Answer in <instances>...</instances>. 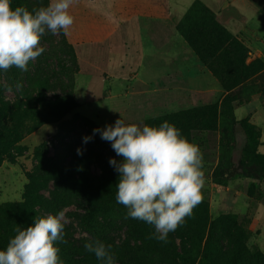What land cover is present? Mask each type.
<instances>
[{
	"label": "rangeland",
	"instance_id": "rangeland-1",
	"mask_svg": "<svg viewBox=\"0 0 264 264\" xmlns=\"http://www.w3.org/2000/svg\"><path fill=\"white\" fill-rule=\"evenodd\" d=\"M25 1L30 5L29 10L44 5L41 0ZM189 1L171 0V7H176L178 2L182 5ZM196 1L214 13L217 22L248 48L246 63L256 60L264 62V58L255 54L258 50L264 52V0H193ZM186 11L170 24L175 32ZM137 22L134 19L131 23L134 28L129 29L123 39L124 44L131 41L133 46L130 48L127 45V50L121 46L112 56L111 64L101 54L108 52L106 44L96 49L92 45L75 49L74 46L69 47L60 34L46 32L41 38V46L45 51L29 62L27 72L16 67L7 73L0 72L2 98L12 108L32 106L40 110L38 92L41 89L38 84L42 81L47 82V87L42 90L45 99L53 101L56 97H72L77 104L60 122L42 125L25 134L12 151L11 157L3 159L0 164V204L21 202L29 177H45L44 186L39 191L42 203L36 208V217L57 214L61 210L65 212L67 243H57L64 264H101L94 254L84 248V244L90 240L111 244L115 264H214L212 257L218 251L215 246L217 244L223 256H232L233 263L240 264V252L233 253V249L240 244L234 236L235 230H231L229 223L222 221L228 219L234 220L233 226L242 233V243L251 254L264 253V178L252 180L243 177L239 170H234L225 186L213 183L212 172L222 154L219 130L195 136L194 143L199 145L204 160L202 202L181 227L169 233L167 243L149 238L155 231L152 225L132 218L125 219L127 209L121 204L113 205L107 216L96 220L90 233L83 232L80 222L85 215L86 204L58 188L48 177L47 172H51L50 168L54 165L73 167L76 170L81 164L88 166L95 182L104 171L113 170L119 177L109 160L115 158L121 162L123 158L116 155L111 143L102 140L99 133L87 144L83 143V137L92 136L95 128L114 125L120 118L126 124L142 126L149 118L172 113L176 109H190L177 108V97H156L154 87L144 96H125L123 75L129 68L125 64L129 60L128 53L148 52L155 46L146 31L135 28ZM157 37L168 41L174 36L167 32L159 33ZM110 75L112 78L119 75L120 79L107 80L106 76ZM17 82L23 85L20 90L16 89ZM136 85L139 88L140 84ZM6 86H10L11 91L6 90ZM248 87L250 97L232 104L234 115L237 108L242 107L237 112L238 118L240 114L246 115V110H249L248 117L241 120L255 126L260 133L257 151L264 155V146H260L261 131L264 142V115L256 116L261 120L253 117L255 124L250 120L253 113L250 104L253 99L260 98L264 105V71L254 77ZM218 88L216 101H221L225 93L220 86ZM197 100L191 108L198 106ZM233 133V149L229 152L225 150L224 154L231 158V164L237 168L247 148L248 137L239 126L235 127ZM77 148L83 150V155L77 154ZM211 228L213 232L210 233ZM15 229L6 228L0 216V250L6 248L9 239L15 235ZM177 255H182L185 261L178 259Z\"/></svg>",
	"mask_w": 264,
	"mask_h": 264
},
{
	"label": "trees",
	"instance_id": "trees-1",
	"mask_svg": "<svg viewBox=\"0 0 264 264\" xmlns=\"http://www.w3.org/2000/svg\"><path fill=\"white\" fill-rule=\"evenodd\" d=\"M47 5L49 0H41ZM19 5H30L25 0H12L13 8ZM42 4V6H44ZM32 6V5H31ZM170 0H74L70 13L74 17V24L67 34L59 33L69 45L82 41L98 39L93 33V25L108 31L122 25L129 17L148 16L166 19L169 16ZM177 33L187 43L197 56L200 63L218 81L221 90L225 93L221 101L193 107L186 110L167 113L145 120L144 124L159 126L164 121L174 124L181 130V135L194 143L195 136L201 133H220L221 158L212 172L213 183L225 186L230 173L239 170L242 176L252 180L264 178V155L258 153V139L260 133L255 126L245 120H236L234 102H241L250 97V81L264 71V62L259 60L246 63L248 48L220 25L214 13L200 2H193L176 26ZM47 82H40L41 91L39 101L41 109L28 106L22 108L10 107L2 98L0 84V164L5 158L12 155L16 145L25 134L35 131L45 124H55L77 107L72 97L59 98L53 101L44 98L42 90ZM31 124V125H30ZM239 126L248 137V145L243 158L237 168L231 164V158L224 154L234 146V130ZM78 169L54 165L48 173L58 188L75 196L86 204L85 215L81 219L80 228L90 233L93 224L100 217L107 216L113 205L118 204L115 199L117 174L113 171H104L95 182L87 165H79ZM46 178L42 176L29 177L25 186L23 200L17 203L0 204V216L4 219V226L12 229L26 228L36 217V208L42 203L39 191L44 186ZM229 223L234 236L240 243L233 253L240 255V264H264V253L251 254L243 245V235L234 227V220H222ZM215 224H212L211 227ZM213 232L212 228L210 233ZM214 264H232L233 257H225L221 253L220 245H215ZM212 255V256H213ZM177 258L185 261L182 255ZM237 264V263H233Z\"/></svg>",
	"mask_w": 264,
	"mask_h": 264
},
{
	"label": "clouds",
	"instance_id": "clouds-1",
	"mask_svg": "<svg viewBox=\"0 0 264 264\" xmlns=\"http://www.w3.org/2000/svg\"><path fill=\"white\" fill-rule=\"evenodd\" d=\"M74 0H49L47 5L29 10L12 0H0V72L12 67L28 71V64L44 51L41 38L46 32L67 34L74 24L70 13ZM23 85L16 83V89ZM6 90L11 91L10 86ZM97 133L111 143L118 162L109 163L119 173L115 199L132 218L152 225L149 238L167 243L169 233L181 227L202 202L205 184L203 153L199 145L181 135L174 124L159 126L126 124L117 119L114 125L93 129L83 137L87 144ZM77 154L83 150L77 148ZM65 212L34 217L26 228L17 227L6 248L0 250V264H64L57 243L65 239ZM101 264H115L112 245L101 240L84 244Z\"/></svg>",
	"mask_w": 264,
	"mask_h": 264
},
{
	"label": "crops",
	"instance_id": "crops-1",
	"mask_svg": "<svg viewBox=\"0 0 264 264\" xmlns=\"http://www.w3.org/2000/svg\"><path fill=\"white\" fill-rule=\"evenodd\" d=\"M192 2L193 0H190L182 5L178 2L176 7L172 8L170 0L168 18L161 19L148 16H132L122 25L108 31L104 36H101L104 31L96 25H93V33L99 36L98 39L78 42L73 44V46L75 49H79L85 45H92L95 46L94 49H96V47L106 44L108 52L101 54L107 59V63L111 64L112 56L117 53V50H119L121 46H124L126 50L129 45L130 48L133 46L131 41H127L124 44L123 39L126 38L128 30L134 28L131 27L134 26L131 25L134 19L138 20L137 24H135V28L137 30L146 31L151 41L153 40L155 46L148 52L134 51L133 53H128L129 60L126 61L125 64L129 66V68L123 75L126 83L124 86L125 96H144L150 88L154 87L156 97L163 99L169 97L179 98L175 101L177 108H191V106L195 105L196 98L198 99V106L215 102L218 99L217 96L219 93V88L217 89V87H219L218 81L200 63L197 56L182 37L172 30L170 26V24H173L175 21V18L180 14L182 15ZM125 28L127 29L126 31ZM167 32H169L170 36H174L173 39L170 40L169 38L168 41H165L163 38L158 39L159 37H157V35L159 33ZM119 33L122 34L120 35ZM180 39H182L183 42H181ZM173 49L176 51L172 52ZM255 54L261 59L264 58V52L260 50ZM106 77L107 80L113 78L120 79L119 75H115L113 78L111 75ZM137 83L140 84L139 88H137ZM205 97L208 98L203 100L202 98ZM250 105H252L250 111L253 112L250 119L251 122L254 123L253 117L261 120V118L256 117L258 114L264 115V110H262L264 105H262L260 98L255 97ZM241 108L242 107L235 109V115L238 120L246 118L250 114L249 110H246V115L240 114L241 117L238 118L237 112L240 111ZM181 110L176 109L175 112ZM260 146H264V142H262V131Z\"/></svg>",
	"mask_w": 264,
	"mask_h": 264
}]
</instances>
